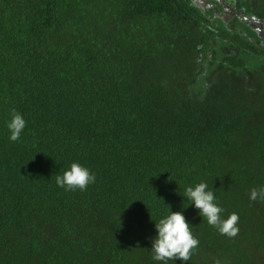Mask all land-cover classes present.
<instances>
[{"label": "trees", "instance_id": "trees-1", "mask_svg": "<svg viewBox=\"0 0 264 264\" xmlns=\"http://www.w3.org/2000/svg\"><path fill=\"white\" fill-rule=\"evenodd\" d=\"M195 1L0 0V264H160L168 205L187 264H264V0ZM73 162L86 191L56 184ZM200 182L234 237L188 206Z\"/></svg>", "mask_w": 264, "mask_h": 264}, {"label": "clouds", "instance_id": "clouds-1", "mask_svg": "<svg viewBox=\"0 0 264 264\" xmlns=\"http://www.w3.org/2000/svg\"><path fill=\"white\" fill-rule=\"evenodd\" d=\"M26 126L27 121L23 115L13 109L10 119L6 122L9 140L12 142L20 140ZM95 181V173L78 162H73L62 175H56L57 186L69 191L77 189L86 191L87 187ZM182 196L189 202L188 206L191 205L198 209V215L206 219L207 223L221 234L234 237L238 233L239 216L232 213L227 218L223 217L224 209L218 204L215 192L209 188L207 182L187 186ZM249 199L251 201L264 200V186L252 188ZM168 207L169 214L160 218L158 222L155 221L154 227L157 235L151 242L152 260L160 264H168L170 260L187 264L199 240L195 238L193 227L186 220L183 211L173 212L169 205Z\"/></svg>", "mask_w": 264, "mask_h": 264}, {"label": "flooded vegetation", "instance_id": "flooded-vegetation-1", "mask_svg": "<svg viewBox=\"0 0 264 264\" xmlns=\"http://www.w3.org/2000/svg\"><path fill=\"white\" fill-rule=\"evenodd\" d=\"M211 2H213L212 0H209ZM222 3L219 2V4H221L222 6L226 7L229 11H233L234 13L237 12L235 10H233V8H231L228 4V0H221ZM210 2V3H211ZM212 4V3H211ZM215 4V2H214ZM250 24L255 28V29H259L264 31V19H258V18H254L252 20H250Z\"/></svg>", "mask_w": 264, "mask_h": 264}, {"label": "water", "instance_id": "water-1", "mask_svg": "<svg viewBox=\"0 0 264 264\" xmlns=\"http://www.w3.org/2000/svg\"><path fill=\"white\" fill-rule=\"evenodd\" d=\"M219 1L222 2L221 0H219ZM196 4L199 5L200 7L201 6L203 7L205 4H207V1L206 0H199L196 2Z\"/></svg>", "mask_w": 264, "mask_h": 264}, {"label": "rangeland", "instance_id": "rangeland-1", "mask_svg": "<svg viewBox=\"0 0 264 264\" xmlns=\"http://www.w3.org/2000/svg\"><path fill=\"white\" fill-rule=\"evenodd\" d=\"M205 6H206V4H205Z\"/></svg>", "mask_w": 264, "mask_h": 264}]
</instances>
